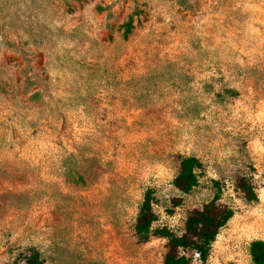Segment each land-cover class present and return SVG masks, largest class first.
<instances>
[{
  "label": "rangeland",
  "instance_id": "rangeland-1",
  "mask_svg": "<svg viewBox=\"0 0 264 264\" xmlns=\"http://www.w3.org/2000/svg\"><path fill=\"white\" fill-rule=\"evenodd\" d=\"M179 155L201 162L185 194ZM147 190L176 234L219 193L233 215L207 264H253L264 0H0V264H163L166 239L134 228Z\"/></svg>",
  "mask_w": 264,
  "mask_h": 264
},
{
  "label": "trees",
  "instance_id": "trees-1",
  "mask_svg": "<svg viewBox=\"0 0 264 264\" xmlns=\"http://www.w3.org/2000/svg\"><path fill=\"white\" fill-rule=\"evenodd\" d=\"M131 25L130 21L126 23L124 37L130 32ZM178 159L177 173L172 183L180 193L185 194L197 184V169L201 168V162L194 156L179 155ZM235 188L245 201L257 200L255 187L248 176H238ZM218 199L219 193H216L210 201L189 212L183 231L176 234L165 226L152 228L156 214L153 210V192L147 190L135 219V232L143 239L152 235L166 239L163 264H207L213 241L233 215V210ZM180 203L181 198L173 200L174 207ZM249 255L253 264H264V240H253L249 245ZM25 264H42L39 252L33 251L26 256Z\"/></svg>",
  "mask_w": 264,
  "mask_h": 264
}]
</instances>
